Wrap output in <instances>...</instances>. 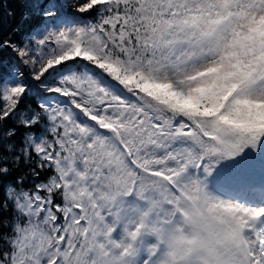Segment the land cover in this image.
I'll use <instances>...</instances> for the list:
<instances>
[{
	"label": "snow or ice",
	"instance_id": "snow-or-ice-1",
	"mask_svg": "<svg viewBox=\"0 0 264 264\" xmlns=\"http://www.w3.org/2000/svg\"><path fill=\"white\" fill-rule=\"evenodd\" d=\"M4 22L0 264H264V0Z\"/></svg>",
	"mask_w": 264,
	"mask_h": 264
},
{
	"label": "trees",
	"instance_id": "trees-1",
	"mask_svg": "<svg viewBox=\"0 0 264 264\" xmlns=\"http://www.w3.org/2000/svg\"><path fill=\"white\" fill-rule=\"evenodd\" d=\"M3 3L6 5L5 8H0V15L4 17V25L2 32L8 33L11 27L19 20L21 15V3L22 0H3ZM12 11L14 13L15 19H12L7 16V12ZM14 56L11 50L9 49H0V62H3L5 65L13 62ZM36 96L31 95L26 99L25 103L28 105L35 106Z\"/></svg>",
	"mask_w": 264,
	"mask_h": 264
}]
</instances>
